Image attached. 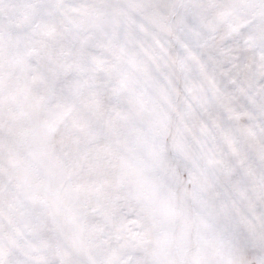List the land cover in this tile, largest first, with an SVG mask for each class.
Here are the masks:
<instances>
[{"label":"snow or ice","instance_id":"1","mask_svg":"<svg viewBox=\"0 0 264 264\" xmlns=\"http://www.w3.org/2000/svg\"><path fill=\"white\" fill-rule=\"evenodd\" d=\"M0 264H264V0H0Z\"/></svg>","mask_w":264,"mask_h":264}]
</instances>
